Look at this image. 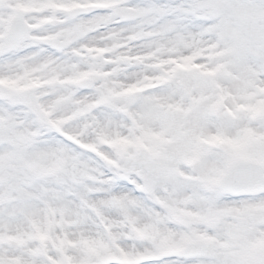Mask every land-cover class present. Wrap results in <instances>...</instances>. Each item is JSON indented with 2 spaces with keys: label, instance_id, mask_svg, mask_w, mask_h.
<instances>
[{
  "label": "snow or ice",
  "instance_id": "obj_1",
  "mask_svg": "<svg viewBox=\"0 0 264 264\" xmlns=\"http://www.w3.org/2000/svg\"><path fill=\"white\" fill-rule=\"evenodd\" d=\"M0 264H264V0H0Z\"/></svg>",
  "mask_w": 264,
  "mask_h": 264
}]
</instances>
